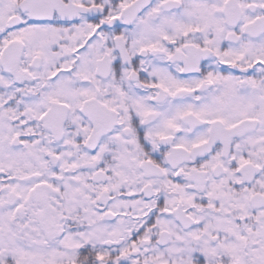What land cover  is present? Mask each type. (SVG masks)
<instances>
[{
	"label": "snow or ice",
	"instance_id": "snow-or-ice-1",
	"mask_svg": "<svg viewBox=\"0 0 264 264\" xmlns=\"http://www.w3.org/2000/svg\"><path fill=\"white\" fill-rule=\"evenodd\" d=\"M0 264H264V0H0Z\"/></svg>",
	"mask_w": 264,
	"mask_h": 264
}]
</instances>
